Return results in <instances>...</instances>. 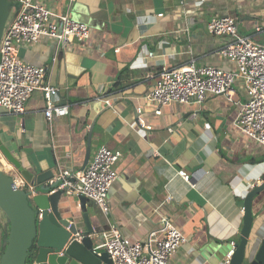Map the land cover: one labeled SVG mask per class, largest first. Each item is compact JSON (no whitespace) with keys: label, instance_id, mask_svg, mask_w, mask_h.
I'll list each match as a JSON object with an SVG mask.
<instances>
[{"label":"crops","instance_id":"obj_1","mask_svg":"<svg viewBox=\"0 0 264 264\" xmlns=\"http://www.w3.org/2000/svg\"><path fill=\"white\" fill-rule=\"evenodd\" d=\"M43 1L53 12L89 24L92 33L65 46L42 37L18 47L22 60L48 67V80L58 88L54 102L68 105L69 114L49 123L41 91L28 98L22 115L0 107L4 144L24 169L52 170L54 177L42 186L59 180L61 172L87 168L102 146L120 150L110 211L87 201L100 243L113 225L131 240L143 241L164 216L188 238L170 264H223L232 243L240 240L249 186L264 180V146L235 123L247 101L245 82L236 80L233 100L208 94L203 103H168L157 114L149 97L157 83L151 74L192 62L237 71L235 62L218 53L231 37L211 35L207 23L236 13L238 33L264 45V0ZM14 2L9 21L18 11ZM106 97L111 107L101 101ZM138 107L151 130L136 124ZM0 157L6 159L2 152ZM179 170L190 175L189 182ZM62 192L63 217L84 226L79 197ZM253 213L249 251L264 237V190L253 201ZM36 253L40 259L39 248Z\"/></svg>","mask_w":264,"mask_h":264},{"label":"built area","instance_id":"obj_2","mask_svg":"<svg viewBox=\"0 0 264 264\" xmlns=\"http://www.w3.org/2000/svg\"><path fill=\"white\" fill-rule=\"evenodd\" d=\"M14 1L19 4V9L12 21H8L0 42V107L12 114L22 115L26 111L25 103L28 98L34 92L41 91L46 102L44 116L52 123L55 117L67 116L69 106L54 102L58 88L48 80V67L25 62L18 56V47L36 44L42 37L53 38L65 46L75 39L84 41L90 38L92 28L72 19L69 14L53 12L43 0ZM207 30L213 36L231 37L218 53L235 62L237 71H226L211 65L197 66L192 62L181 68H162L152 73L151 77H155L157 83L149 97L157 107L156 113L161 114V107L168 103H203L208 94L224 95L233 100L234 83L242 78L247 90V101L235 123L244 134L264 146V45L238 33L236 13L213 18L207 23ZM115 51L119 52L120 48ZM101 101L112 106L110 97L102 98ZM136 113L138 127L151 130L152 126L142 116L141 107L136 109ZM121 156L120 150L102 146L84 170L71 175L61 172L60 182L51 193L60 190L76 197L85 196L94 201L101 211H110L108 195L118 178L116 163ZM1 162L23 189L32 190L17 175L13 164L3 160ZM178 175L185 181H190V175L185 170H179ZM262 182L263 180H258L256 184H250L249 189H255ZM187 243L186 235L163 216L160 226L143 241L131 240L119 226L113 225L102 246L110 255L112 264H170L172 255ZM235 249L236 243L233 242L223 264H231Z\"/></svg>","mask_w":264,"mask_h":264},{"label":"water","instance_id":"obj_3","mask_svg":"<svg viewBox=\"0 0 264 264\" xmlns=\"http://www.w3.org/2000/svg\"><path fill=\"white\" fill-rule=\"evenodd\" d=\"M10 12V1L0 0V42ZM0 152L32 187V190L23 189L16 177L0 162L2 239L9 223L6 247L1 254L0 264H27L29 252L34 246L40 252L38 264H112L110 255L100 243L101 231L93 226L90 219L88 199L85 196L79 197L85 225H77L71 218H64L60 211L59 202L63 192L59 190L51 193L60 181L42 186L43 182L54 177L52 170L35 174L24 169L1 137ZM263 190L264 180L246 197L244 225L231 264H264V237L258 248L249 251L254 222L253 201Z\"/></svg>","mask_w":264,"mask_h":264},{"label":"trees","instance_id":"obj_4","mask_svg":"<svg viewBox=\"0 0 264 264\" xmlns=\"http://www.w3.org/2000/svg\"><path fill=\"white\" fill-rule=\"evenodd\" d=\"M10 3H11V9L14 7V4L15 2L13 0H9ZM19 9V7H18ZM8 231H9V223H8V226H7V230L4 232V235H3V239H2V248H1V254H3L4 250H5V247H6V242H7V237H8ZM36 249L37 247L34 246L30 252H29V258L27 260V264H33V262L35 261V259L37 258V253H36Z\"/></svg>","mask_w":264,"mask_h":264},{"label":"flooded vegetation","instance_id":"obj_5","mask_svg":"<svg viewBox=\"0 0 264 264\" xmlns=\"http://www.w3.org/2000/svg\"><path fill=\"white\" fill-rule=\"evenodd\" d=\"M0 229L2 231L1 219H0ZM1 248H2V237H1V233H0V259H1Z\"/></svg>","mask_w":264,"mask_h":264},{"label":"rangeland","instance_id":"obj_6","mask_svg":"<svg viewBox=\"0 0 264 264\" xmlns=\"http://www.w3.org/2000/svg\"><path fill=\"white\" fill-rule=\"evenodd\" d=\"M11 11H12V10H11ZM11 17H12V12H10L9 20H10ZM76 21H77V20H76ZM87 25H89V24H87ZM2 159L4 160V158L0 157V162L2 161ZM4 161H7V160L5 159ZM1 163L3 164V162H1Z\"/></svg>","mask_w":264,"mask_h":264}]
</instances>
